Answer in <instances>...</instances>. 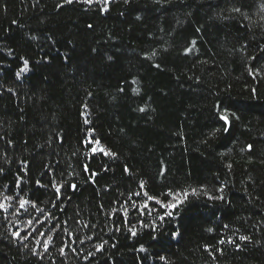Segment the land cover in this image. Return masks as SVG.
Returning <instances> with one entry per match:
<instances>
[{
    "label": "trees",
    "instance_id": "trees-1",
    "mask_svg": "<svg viewBox=\"0 0 264 264\" xmlns=\"http://www.w3.org/2000/svg\"><path fill=\"white\" fill-rule=\"evenodd\" d=\"M0 203V264H264V0H0Z\"/></svg>",
    "mask_w": 264,
    "mask_h": 264
},
{
    "label": "snow or ice",
    "instance_id": "snow-or-ice-1",
    "mask_svg": "<svg viewBox=\"0 0 264 264\" xmlns=\"http://www.w3.org/2000/svg\"><path fill=\"white\" fill-rule=\"evenodd\" d=\"M65 3H68V4H71L74 2V0H64ZM85 3H88V4H91L93 2V0H84ZM125 2H127V0H125ZM105 3H107V0H105ZM57 7H60V5H57ZM234 12H240L241 9L240 8H233L232 9ZM91 27V26H89ZM154 54V53H153ZM23 59V58H22ZM28 64H29V61L27 59H23V67L20 68V70L16 73L17 77H19L20 73L21 72H25L28 70ZM143 110V109H141ZM233 115H235V113H233ZM221 119L225 121L226 124H230V121H229V118L227 115H222L221 116ZM224 131L227 132L229 131V128L226 127L224 128ZM97 144H99V141L96 142ZM252 145H248V148L251 149ZM101 151H103V149H100ZM93 152L97 151L96 148H93L92 149ZM106 155L109 154V153H105ZM85 171H88V167L85 166ZM125 171H127V169H125ZM95 174V173H94ZM37 183H39V181H37ZM141 187H143V183L141 184ZM73 188H75V185H73ZM195 192V190H193ZM137 195H139V193H137ZM169 195H172V193H169ZM179 195V194H178ZM187 192L183 193V198H177L175 199V203H163L159 200H157L156 202L158 204L161 205L162 208H166V209H170V210H175L180 204L183 203L184 199L187 198ZM218 198H221V197H218ZM5 199H11V197H5ZM149 200L151 199H154L153 197L149 196L148 197ZM27 202L25 200H21L20 201V207L23 208L25 206ZM135 207V205H133ZM145 208H147V203L145 202V204L143 205ZM5 205L3 203H0V208H4ZM39 210V209H38ZM174 214L173 211H166L164 213V216H172ZM164 216H158V219H160L161 221L164 219ZM145 227H148V225H145ZM153 228H155V225H153ZM209 231H211V229H209ZM13 235L15 236H18L19 233H13ZM133 235H135V232H133ZM241 240H244V239H247V237H244V236H241L240 237ZM221 243H223V241H221ZM45 244V247H47V244H48V241H45L44 242ZM237 247H239V245H237ZM143 250V249H141ZM61 253H63V249L60 250ZM161 259H163V257H161Z\"/></svg>",
    "mask_w": 264,
    "mask_h": 264
}]
</instances>
